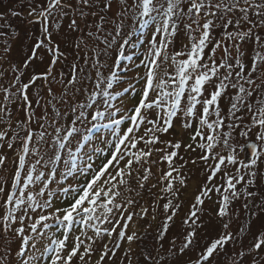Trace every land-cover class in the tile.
Wrapping results in <instances>:
<instances>
[{"label":"snow or ice","instance_id":"6c2138e0","mask_svg":"<svg viewBox=\"0 0 264 264\" xmlns=\"http://www.w3.org/2000/svg\"><path fill=\"white\" fill-rule=\"evenodd\" d=\"M9 16L23 12L0 13V264H264V0H28L39 29L19 61ZM146 28L125 86L126 46ZM103 121L112 139L94 159L81 140ZM181 122L189 143L162 138ZM64 150L76 175L58 203ZM189 165L204 179L181 217Z\"/></svg>","mask_w":264,"mask_h":264},{"label":"rangeland","instance_id":"374dc122","mask_svg":"<svg viewBox=\"0 0 264 264\" xmlns=\"http://www.w3.org/2000/svg\"><path fill=\"white\" fill-rule=\"evenodd\" d=\"M27 4L28 0H0V13L8 14L10 9H15L17 11L23 12V17H8L9 23L11 24V29H3L5 32L14 31L18 33V36L11 41L12 43V59L19 61L27 52L28 48L26 45L31 43V36L33 32H36L38 34L39 25H30L27 22ZM148 35V29H144L141 33L140 31H136L134 35L131 37L132 44H135V47H132V44H129L126 46V54L132 57L131 61H124L123 64L126 66V70L121 72L122 80L120 83L127 86L128 82L135 83V77L138 74H142V69H138L136 67V64H138L137 57H141L143 54V47L142 42L146 40ZM61 39H63V36H61ZM71 59V58H70ZM115 87V86H114ZM139 91V86H136V92L131 94H124L123 97V103L131 107L135 101H136V93ZM119 97L117 98V101H113V103H118ZM223 103L226 105L227 100L225 99ZM122 107V105H121ZM107 123V121L101 122V126L96 127L93 129L92 132L86 133L88 136V141L81 140L82 144L86 145V148H81V153L84 151H87L89 153H93L94 147H105L104 141L108 140L111 141L112 137L110 135L111 129L103 127L102 125ZM195 127V122L193 123V128ZM193 133V129H184L182 127L181 123H175L174 128L170 130V132L162 137L163 139L167 140H179L182 142V144H187L190 142V136ZM76 141L74 140L72 142L73 146L71 147L72 151H76V148L74 147L76 145ZM158 147H163L162 145H159ZM14 155V154H13ZM180 155H183L186 160H190L191 158H194L196 156V153L191 152H185L183 148L180 150ZM62 159L56 162L55 169L57 171V175L53 178V182L51 183V190L57 194L56 199L59 203V196L62 195L59 189L60 184H64L67 186L69 183H75L73 180V176L76 175V172L73 171L67 176H65V173L69 172V169L71 168V158L69 156V153L67 150H64L61 152ZM93 158L95 159V154L93 153ZM86 159V157L81 156L77 160V164L82 165L83 160ZM179 163V161H177ZM161 169L167 168L166 164H161L159 166ZM264 168V165L261 166ZM7 168L8 173L10 174L12 170L14 169V164L12 162V159H9L7 162ZM203 168V165H200L199 168L189 165L188 171L192 174V178L188 180L187 182V188L182 190L181 192V199L184 204V212L180 214L182 217L185 212H187L188 207L190 206V203L194 201L195 196L198 194L197 189L201 186V183L204 179L203 173L201 172V169ZM153 171H157L156 167H153ZM155 182V181H151ZM260 188H264V181H261L259 184ZM145 199H148L147 193H145ZM243 201L236 202L235 209L239 213V218L233 217V223L231 225V228L233 231H237L240 226H242L247 219V213L242 207ZM209 208L212 209V216L215 217V209L216 205L214 202H210L208 205ZM208 217H205V220L207 222ZM179 218L177 219V225L179 224ZM142 225L144 222H140ZM160 223L159 217L156 221H151L152 224V231L154 232L157 226ZM143 230V229H141ZM176 228H173V233H175ZM220 232V223L217 219H212L210 224L206 223V228L204 231H202L201 236L202 239L200 240L201 246H203L206 243L211 242V240L215 239ZM14 243V247H15ZM13 259H16L15 255L13 254ZM188 256H184L180 259L179 264H186L188 260Z\"/></svg>","mask_w":264,"mask_h":264}]
</instances>
